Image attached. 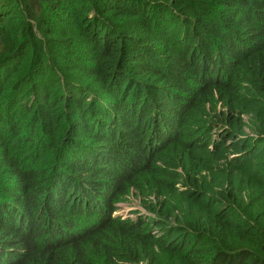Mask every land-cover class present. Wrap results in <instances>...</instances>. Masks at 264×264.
<instances>
[{
    "label": "trees",
    "instance_id": "obj_1",
    "mask_svg": "<svg viewBox=\"0 0 264 264\" xmlns=\"http://www.w3.org/2000/svg\"><path fill=\"white\" fill-rule=\"evenodd\" d=\"M0 264H264V0H0Z\"/></svg>",
    "mask_w": 264,
    "mask_h": 264
},
{
    "label": "rangeland",
    "instance_id": "obj_2",
    "mask_svg": "<svg viewBox=\"0 0 264 264\" xmlns=\"http://www.w3.org/2000/svg\"><path fill=\"white\" fill-rule=\"evenodd\" d=\"M141 205V202L134 194L129 195L116 206V212L123 217L130 218H136L137 216L152 217Z\"/></svg>",
    "mask_w": 264,
    "mask_h": 264
},
{
    "label": "clouds",
    "instance_id": "obj_3",
    "mask_svg": "<svg viewBox=\"0 0 264 264\" xmlns=\"http://www.w3.org/2000/svg\"><path fill=\"white\" fill-rule=\"evenodd\" d=\"M130 195H133L132 193L130 194ZM134 195L139 199V201L141 202V200H140V198L134 193ZM126 198V197H125ZM152 198H148V200H151ZM122 201V200H121ZM121 201H119V202H117L116 204H115V211L113 212V216H118V217H120L121 219H130V220H135L137 217H140V216H137L136 218H130V217H123V216H121V215H119V213H117L116 212V209H117V205L121 202ZM142 207H143V205H141ZM144 208V207H143ZM144 210H146L145 208H144ZM147 211V210H146ZM151 214V213H150ZM152 215V214H151ZM146 217V216H145ZM148 217V216H147ZM152 217H153V215H152Z\"/></svg>",
    "mask_w": 264,
    "mask_h": 264
},
{
    "label": "bare ground",
    "instance_id": "obj_4",
    "mask_svg": "<svg viewBox=\"0 0 264 264\" xmlns=\"http://www.w3.org/2000/svg\"><path fill=\"white\" fill-rule=\"evenodd\" d=\"M145 202H147V201H145Z\"/></svg>",
    "mask_w": 264,
    "mask_h": 264
}]
</instances>
